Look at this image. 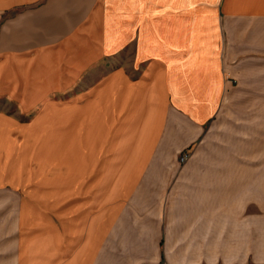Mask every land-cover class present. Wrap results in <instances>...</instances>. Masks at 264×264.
<instances>
[{
  "label": "crops",
  "instance_id": "0c3cea01",
  "mask_svg": "<svg viewBox=\"0 0 264 264\" xmlns=\"http://www.w3.org/2000/svg\"><path fill=\"white\" fill-rule=\"evenodd\" d=\"M2 101L79 119L0 141V264H264V0H0Z\"/></svg>",
  "mask_w": 264,
  "mask_h": 264
},
{
  "label": "rangeland",
  "instance_id": "374dc122",
  "mask_svg": "<svg viewBox=\"0 0 264 264\" xmlns=\"http://www.w3.org/2000/svg\"><path fill=\"white\" fill-rule=\"evenodd\" d=\"M127 59L125 58L124 62H126ZM123 62V63H124ZM84 87H79L78 85L73 86L68 92L64 94H59V93H55L54 95H52V99L62 103L63 101L66 100H70L72 98H74L76 95H78L81 91H83ZM46 103V102H45ZM47 104V103H46ZM45 104V105H46ZM0 109H2L5 114H10V115H14L17 119L18 122L23 123V142L20 146H15L14 144H12V141H6L7 140V134L6 136L4 135V137L2 136L1 140L2 144L1 147L4 150V152L6 154L14 153V151L17 153L16 155V159H14L12 161V176L14 177L15 172L17 171V168L21 167L22 172H25L27 169H29L30 171L28 172L26 178L24 179V182L26 181H31L32 179H34L35 177H38L39 173L36 172V169H38L37 167L34 168L35 170L32 171V169L30 168V165L32 162H35L36 166L39 162L42 161V154L39 152L40 150H46L47 149V145L44 144L42 142V140L44 138H46L49 134L48 129L51 128L54 129L55 132H58L61 129V126L63 127V125L67 124L68 122L71 124L73 123V127H77L78 125L76 124V121L79 119L77 116H75L73 118V116L75 114H36V110L34 112L31 113H26V114H20L18 112V103L17 102H7V101H2L0 102ZM36 115H40V117H36V119H38V121H36V124L40 123L39 125H36L35 128H38V130H35L32 128V125H34L35 123H32L33 118ZM237 114H222L221 115V123L226 122V124L229 127V123L233 122L237 117ZM71 117V118H70ZM107 121H110V119H106ZM117 122V121H116ZM117 125L115 124H111L110 127L106 128L107 133H112L113 132V128H115ZM76 129V128H74ZM218 131H216L215 134V138L217 140H223V137L225 135L224 129L220 128L218 129ZM54 132V141L56 143L57 146L59 145H64L69 139L65 137V133L64 131H62V133L58 134ZM34 135H38L37 138H39V142H37L35 145L32 143V137ZM110 139L114 137V132L112 134L109 135ZM102 137V136H101ZM144 139L143 142L138 143L139 145H142L144 143H146L147 141V136H143L142 137ZM71 143L72 145L78 144L79 143V133H73L71 136ZM86 143V142H85ZM93 147L96 146V144L92 145ZM12 150H14L12 152ZM107 153V152H105ZM40 155V156H39ZM186 156V159L183 161L182 158ZM190 158V151L187 150L185 152H182L180 155V162L184 163L186 160H188ZM113 167H110V169H112ZM80 169L82 170H87L89 169L88 167H83V168H71V174H75V170L77 171L76 174H79ZM63 167L61 168H57L56 170V175H62L64 174L63 172ZM68 170H70L68 168ZM48 170H46L47 172ZM59 174V175H58ZM62 177V176H61ZM21 178V177H20ZM23 180V178H22ZM9 203V202H8ZM11 207H13V205L9 204ZM12 214V216L14 215V211L13 209H9L8 210V215Z\"/></svg>",
  "mask_w": 264,
  "mask_h": 264
},
{
  "label": "built area",
  "instance_id": "2783aa9c",
  "mask_svg": "<svg viewBox=\"0 0 264 264\" xmlns=\"http://www.w3.org/2000/svg\"><path fill=\"white\" fill-rule=\"evenodd\" d=\"M186 159V156L182 158V160L184 161Z\"/></svg>",
  "mask_w": 264,
  "mask_h": 264
}]
</instances>
